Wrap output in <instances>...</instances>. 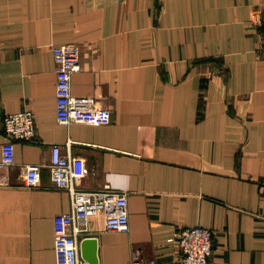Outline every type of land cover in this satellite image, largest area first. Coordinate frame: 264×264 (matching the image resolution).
I'll return each instance as SVG.
<instances>
[{
	"label": "crops",
	"instance_id": "1",
	"mask_svg": "<svg viewBox=\"0 0 264 264\" xmlns=\"http://www.w3.org/2000/svg\"><path fill=\"white\" fill-rule=\"evenodd\" d=\"M263 8L0 0V157L4 115L29 109L36 128L0 170L11 182L0 186V264H56L54 218L71 199L50 185L53 144L83 159L80 189L127 194V231L106 230L98 213L80 238L97 239L98 264H180L170 238L194 225L214 233L208 264H264V21H254ZM65 43L80 47L72 95L108 109V123L56 120L51 46ZM27 163L43 164L38 187L21 184Z\"/></svg>",
	"mask_w": 264,
	"mask_h": 264
},
{
	"label": "built area",
	"instance_id": "2",
	"mask_svg": "<svg viewBox=\"0 0 264 264\" xmlns=\"http://www.w3.org/2000/svg\"><path fill=\"white\" fill-rule=\"evenodd\" d=\"M254 17L256 23L264 21V8ZM56 63L55 109L59 123L87 122L98 125L110 121V111L92 106V98L74 96L71 93L72 74L80 69V47L76 43L51 46ZM264 54V42L262 46ZM5 139L1 144L0 170H8L15 164L14 144L16 140L35 139V121L31 110L9 113L2 118ZM50 185L66 189L71 205L68 212L54 218V250L56 264H87L79 252L80 238L87 235L90 217L101 213L106 230H128L127 194L114 190L108 185L98 190H83L77 182L88 172L83 159L63 153L60 145L53 144L49 163ZM41 163H27L23 166L21 184L32 188L41 183ZM11 185L7 172L0 173V186ZM214 233L199 225L183 226L176 229L170 238L171 245L179 253L180 264H208L213 250ZM131 264H156L155 260L131 259Z\"/></svg>",
	"mask_w": 264,
	"mask_h": 264
},
{
	"label": "water",
	"instance_id": "3",
	"mask_svg": "<svg viewBox=\"0 0 264 264\" xmlns=\"http://www.w3.org/2000/svg\"><path fill=\"white\" fill-rule=\"evenodd\" d=\"M81 257L88 264H98L97 239L93 236L84 237L80 241Z\"/></svg>",
	"mask_w": 264,
	"mask_h": 264
}]
</instances>
